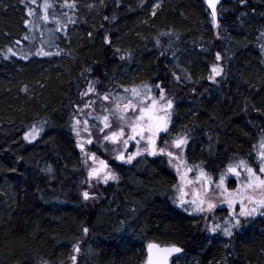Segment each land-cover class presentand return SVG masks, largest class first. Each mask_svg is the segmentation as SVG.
Wrapping results in <instances>:
<instances>
[{
    "label": "trees",
    "instance_id": "trees-1",
    "mask_svg": "<svg viewBox=\"0 0 264 264\" xmlns=\"http://www.w3.org/2000/svg\"><path fill=\"white\" fill-rule=\"evenodd\" d=\"M41 1L62 32L49 55L17 53ZM74 2L0 0V264H73V255L75 264H142L149 241L182 248L171 264H264V214L242 218L231 237L203 233L197 214L175 205L177 176L164 155L117 167L102 199L83 201L71 122L90 79L114 98L180 82L194 93L174 99L170 129L187 135V163L215 176L238 156L254 164L264 132V0H223L215 25L203 0ZM216 63L221 75L210 80ZM41 121L40 135L26 139Z\"/></svg>",
    "mask_w": 264,
    "mask_h": 264
},
{
    "label": "snow or ice",
    "instance_id": "snow-or-ice-1",
    "mask_svg": "<svg viewBox=\"0 0 264 264\" xmlns=\"http://www.w3.org/2000/svg\"><path fill=\"white\" fill-rule=\"evenodd\" d=\"M33 3H36V0H32ZM243 2V0H242ZM209 7L212 9V17L213 20L216 18V0H207ZM52 7L49 3L45 2L43 4L44 16L43 19H48V9ZM62 7H67L69 9H75L76 4L73 2L69 3V0H64V4ZM35 13L30 9L28 15L32 16ZM155 15V12H153ZM107 19V18H106ZM27 23V22H26ZM59 23V21H57ZM91 35V33H89ZM264 35V34H262ZM27 39V37H25ZM105 41L107 37H105ZM18 43V42H17ZM264 47V46H262ZM9 53H12V49H8ZM14 54V53H13ZM37 55H49L50 53L44 51H38ZM7 58V57H6ZM27 58V57H25ZM221 57L219 53H217L216 59L219 60ZM123 59V57H121ZM222 69L218 66H213L211 68L212 75L209 77L210 80H214L217 76L221 75ZM175 79L179 81L181 78L179 76H175ZM155 88L159 91V97L151 95L152 87L146 84H142L139 88H125V93H130L131 95L120 96L118 94L115 95V99H112L113 93L111 91L105 92L102 95L96 91V89L89 84L87 93L82 95L94 94L102 101H110L111 106H102L101 111L106 113L102 117H93V119L101 120L103 126L99 128L100 133H105V130H108L109 134L104 135V140L108 141L112 144H123L125 146V151L127 150V146L130 141H135L137 146H139L141 141H145L146 147L141 150L137 147V151L125 157V151H121L117 156L119 160H126V162L130 163L136 156L141 155V151L148 152L150 155H157L159 152L162 155H167L169 157V163L171 164L173 160L178 162L181 161V157L179 155L174 154L173 151H166L165 148L157 149V137L161 132H167L169 129V123L171 120V109L173 108V100L168 98L164 88L161 85H155ZM27 88H25V91ZM96 104V100H91L89 103L85 104L86 109H92L93 105ZM77 113L82 114L84 117L91 116V111H84V109H80L77 107ZM110 116L114 118L119 123V128L117 131H112V124L110 122ZM46 121L39 122V125L33 124L30 126V132L25 133L26 139L35 140L37 136L40 135L41 130L43 129ZM89 121L88 119H79L74 117V125L73 131L77 132V135H80V132L77 131V128H81L83 132L88 133ZM126 129L128 130L126 132ZM84 143L91 144L92 140L88 139ZM84 143H80L79 147L81 151L84 150ZM188 143V138L186 134H182L174 139L169 145L170 148L182 149ZM255 147V146H254ZM258 158L260 160L259 173L264 174V138L261 139L259 143V151L257 153ZM91 159L95 161V154L92 155ZM103 168H92L88 175L89 177L95 176L97 179H102L104 183H107L110 179H116V177L110 172L104 171L107 168V165L104 161L100 162ZM177 172H179V163L177 164ZM240 169H243L246 175V182L243 185L245 191L251 193L247 195L240 201V211L239 213H235L233 210L230 213L231 219L226 220L224 226L222 227L220 224H213L208 228L209 231L215 233L217 231H223L224 235L231 237L233 235V230L242 227L241 217H249L257 213L258 211L264 209V176L258 175L257 171L252 167L248 166L247 162L244 159H240L234 166L229 165L228 172L235 174L237 177L240 176ZM191 171V169H188ZM204 175L203 172L200 174ZM181 184L178 188L179 192V203L181 206L185 204H190L193 206V210L196 212H204L205 210L211 212L215 207V203L211 200L207 199V191L204 193V198L200 196L199 193L194 194L195 198L191 201H187L185 196L187 193L184 191L185 175L180 176ZM190 183V182H189ZM224 184V175L222 174L220 177V182L217 185L218 188H221ZM256 193L259 194V198L256 197ZM223 195V194H222ZM231 195V194H229ZM83 198L88 200L90 198V194L88 191L83 192ZM247 200L249 204L252 205L251 208L246 207L244 200ZM223 202V201H222ZM229 208L231 209L234 201L232 199L227 200ZM206 205V208H205ZM261 214H264L262 212ZM214 219V217H213ZM83 231L85 233L88 232L87 228H84ZM153 249H156L155 256L153 255ZM81 251L80 247L74 246V252L79 253ZM182 249L176 246H171L168 248L160 249L154 244L148 245V262L147 264H168L169 257L174 253H180ZM77 257L73 255L71 260L73 264H75Z\"/></svg>",
    "mask_w": 264,
    "mask_h": 264
},
{
    "label": "rangeland",
    "instance_id": "rangeland-1",
    "mask_svg": "<svg viewBox=\"0 0 264 264\" xmlns=\"http://www.w3.org/2000/svg\"><path fill=\"white\" fill-rule=\"evenodd\" d=\"M43 2H40L38 11H34L31 9L35 14L32 16H28V19L26 20V27H27V34L24 36V42L20 44L18 48H15L14 51L17 53H20L22 55H27V54H33L37 55L36 53L38 51H44L50 53V48L53 45L54 42V36L58 32H62L61 26L57 23V18L55 15H53L49 9H48V19L45 20L43 19L44 16V9H43ZM158 5V3H157ZM30 10V9H29ZM27 37V39H25ZM214 66L220 67L219 63H216ZM92 84V86L96 89L97 92H99L101 95L103 94L100 90V88L97 86V83L93 81V79H90L83 89V93H87L89 84ZM155 85L159 84H153L149 85L152 87V92L151 95L156 96L157 98L159 97V91L155 88ZM161 86L164 88L165 93L168 98L172 99L174 101L175 98L179 96H188V92L191 94L194 93L193 89H190V87H187L186 85L180 86V82L176 85L174 84V87H168L167 84L164 86L161 83ZM140 87V86H139ZM136 87V88H139ZM133 88V87H131ZM192 88V87H191ZM131 95L130 93H125L124 91L121 92L120 96H127ZM112 99H115L112 97ZM91 100H96V104L93 105V108L95 109L94 111L92 109H86L85 104L89 103ZM102 106H111L110 101H102L99 99L96 95L94 94H89V95H82L81 96V102L78 104L77 107L80 109H84V111H91V116L89 117H84L82 114L77 113V107L75 109V112L73 114V117L71 119L72 122V132L75 137L76 144L79 147L80 143H84L88 139H92L91 144L84 143V149L88 151V153H84V150L81 151L80 147V154L83 162V171H84V179H81V184L79 189V194L80 198L85 201L88 204H94L100 201L102 199V196L100 194V185H94L92 183H89V175H88V154L94 152V153H101L102 155H105L106 157H111V159H115L116 155L120 153L122 150V144H112L108 141L104 140V135L109 134L108 130H105V133H100L99 128L103 126L101 120H96L93 119V117H102L106 113L102 112L100 109ZM74 117L79 118L81 120L83 119H88L89 124V132L91 135L88 133L83 132L81 128H77V131L80 132V135H77L76 131H73V125H74ZM110 122L112 124V131H117L119 128V123L110 116ZM172 125V111H171V120L169 123V129L167 132H162L161 138L156 141L157 143V149L159 148H165L166 151H173L174 154L179 155L181 157V161L178 162L176 160H173L170 165L172 170L177 176V183L174 185V198L173 201L175 205L180 207L181 209H184L186 211H189L191 213L197 214V216L200 218V227L203 233L209 234L213 233L208 230L209 227H211L213 224H220L222 227L224 226V223L226 220L231 219L230 213L234 210L235 213H239L240 211V201L244 199L245 196L250 195L251 193L247 192L244 190L243 185L246 182V173L244 172L243 169H240V176L237 177L233 173L228 172V167L229 165H235L240 159H244V157H236L235 159H232L229 162H226L223 164L222 170L220 173H218L216 176L211 174V172H208L204 169H202V166L200 165H195V164H189L187 163L185 159V153H186V145L182 149H175V148H170L169 145L171 142L176 139L178 136L182 135L183 132H179L175 135L172 134L171 132V127ZM128 130L126 129V132ZM264 138V132L262 133L260 137L261 139ZM146 143L139 145L138 147L143 150L146 147ZM259 151V150H258ZM132 153H135V149L133 150ZM143 154L150 155L148 152L141 151ZM258 153V152H257ZM158 154V153H157ZM162 155V154H161ZM166 156L168 162H169V157ZM256 162L254 164H248V166L252 167L257 171L258 175L264 176V174L259 173V167H260V160L258 158V155H254ZM246 161V160H245ZM247 162V161H246ZM128 163V162H126ZM179 163V172H177V164ZM188 169H191V171H188ZM201 172L204 173L203 176H201ZM224 175V184L221 188H218L217 185L220 182V177L221 175ZM114 175V174H113ZM185 175V181L186 183L184 184V191L187 193L185 196V199L187 201H191L194 198V194L199 193L202 198H204V193L207 191V199L211 200L213 203H215L216 207L211 211L205 210L204 212H196L193 210V206L190 204H185L184 206H181L178 200L179 197V192L178 188L181 184L180 176ZM115 176V175H114ZM116 177V176H115ZM117 181L116 179H110L108 184L114 183ZM190 182V183H189ZM88 191L90 194V198L88 200H85L83 198V192ZM223 194V195H222ZM231 194V195H229ZM257 198H259V194H255ZM228 199H232L234 201L232 208H229ZM223 201V202H222ZM244 203L246 207L251 208L252 205L247 202V200H244ZM206 208V205H205ZM226 208V214L225 216L220 219L216 215V210ZM264 212V209L258 211L252 216H255L257 214H260ZM214 217V219H213ZM251 217V216H249ZM242 218H248V217H241ZM221 220V221H220ZM220 221V222H218ZM223 233V231H221Z\"/></svg>",
    "mask_w": 264,
    "mask_h": 264
},
{
    "label": "flooded vegetation",
    "instance_id": "flooded-vegetation-1",
    "mask_svg": "<svg viewBox=\"0 0 264 264\" xmlns=\"http://www.w3.org/2000/svg\"><path fill=\"white\" fill-rule=\"evenodd\" d=\"M171 111H172V109H171ZM173 115V114H172ZM161 136H162V132L159 134V136L157 137V140H159V138H161ZM91 139V138H90ZM92 140V139H91ZM156 140V141H157ZM144 142L145 141H141L140 142V144L139 145H141V144H144ZM122 144V143H121ZM89 145V144H88ZM137 144H136V142L135 141H130L129 142V145L127 146V150L125 151V146L122 144V150L121 151H125V157H127L128 155H132V154H134V153H132L133 152V150L135 149V152L137 151ZM80 150V149H79ZM120 151V152H121ZM88 153V151H86V149H84V153ZM158 154L157 155H155V156H159V155H161L159 152H157ZM93 154H95V161H93L92 159H91V157H92V155ZM119 155V153L116 155V158L115 159H111V157H106L105 155H102L101 153H94V152H92V153H90V154H88V173H89V171L92 169V168H102V165H101V161H104L105 163H106V165H107V168L106 169H104V171H106V172H110L111 174H114L115 176H116V171H115V169H117V167H124V166H129V165H131L132 163H133V160L136 158V157H138V156H136L130 163H126V160H119V159H117V156ZM141 155H145V156H153V155H147V154H143V153H141ZM141 155H139V156H141ZM89 178V183H92V184H94V185H97V184H99L101 187H103V186H107V185H109L108 184V182L107 183H104L103 182V180L102 179H97L95 176H93V177H88ZM116 182V181H115ZM114 182V183H115ZM112 184V183H111ZM194 198H195V196H194ZM193 198V199H194ZM224 209H226V208H224Z\"/></svg>",
    "mask_w": 264,
    "mask_h": 264
},
{
    "label": "water",
    "instance_id": "water-1",
    "mask_svg": "<svg viewBox=\"0 0 264 264\" xmlns=\"http://www.w3.org/2000/svg\"><path fill=\"white\" fill-rule=\"evenodd\" d=\"M222 1L223 0H216V8H215V11H216V18H215V20H213V17H212V9L209 7V5H208V3H207V0H203V2H204V5H205V7L207 8V10L209 11V13H210V15H211V18H212V21H213V24L215 25L216 24V19H217V9H218V7L221 5V3H222ZM102 168H103V166H102ZM149 244H154V245H156L158 248H160V249H163V248H168V247H171V246H176V247H179L178 245H175V244H159V243H157V242H155V241H149V242H147L146 243V245H145V258H144V261H143V263L142 264H147V262H148V255H149V253H148V245ZM179 248H181V247H179ZM182 249V248H181ZM155 252H156V249H153V255L155 256ZM181 253V252H180ZM180 253H174V254H172L170 257H169V260H168V264H171L170 263V260H171V258L173 257V256H175V255H178V254H180Z\"/></svg>",
    "mask_w": 264,
    "mask_h": 264
}]
</instances>
